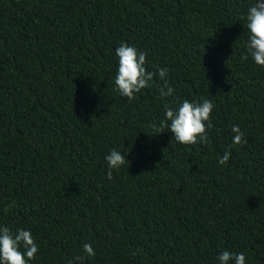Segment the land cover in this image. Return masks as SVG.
Instances as JSON below:
<instances>
[{"label":"trees","instance_id":"obj_1","mask_svg":"<svg viewBox=\"0 0 264 264\" xmlns=\"http://www.w3.org/2000/svg\"><path fill=\"white\" fill-rule=\"evenodd\" d=\"M254 3L0 0V225L32 232L30 264H69L86 243L83 264H218L222 250L264 264V67L240 60ZM122 41L169 70L172 96L158 76L119 95ZM201 97L208 144L157 131L165 104ZM233 124L247 144L221 166ZM113 149L128 161L108 180Z\"/></svg>","mask_w":264,"mask_h":264},{"label":"clouds","instance_id":"obj_2","mask_svg":"<svg viewBox=\"0 0 264 264\" xmlns=\"http://www.w3.org/2000/svg\"><path fill=\"white\" fill-rule=\"evenodd\" d=\"M246 24L248 30L247 53L241 54L240 60L247 61L251 56L252 61L264 67V0H255L246 14ZM115 55L118 59V67L114 77L116 91L121 97L127 98L131 103L136 99V94L141 93L143 89L150 88L154 77L158 76L163 81V87L159 89L160 96L170 97L175 89L168 83L169 70L167 68H158L155 72L147 71V51L138 50L135 46L127 42H121L115 49ZM166 89V90H165ZM215 105L213 101L201 97L199 100L189 101L184 99L178 107L168 104L164 105V119L160 121L159 127L154 124L159 133L170 130L175 141L181 145H206L209 143V129L211 125V116ZM233 133L232 144L229 150H226L219 158L218 164L226 166L233 145H246L245 133L238 125H231ZM105 160L108 170L106 178H113V171H118L128 161L127 156L121 151L113 149ZM39 247L35 242L32 232L24 228H18L15 231L7 226L0 225V264H30L36 259ZM85 256L77 255L69 264H83L86 257H95L91 244L83 245ZM218 264H246L244 253H233L228 250H222L217 256Z\"/></svg>","mask_w":264,"mask_h":264}]
</instances>
